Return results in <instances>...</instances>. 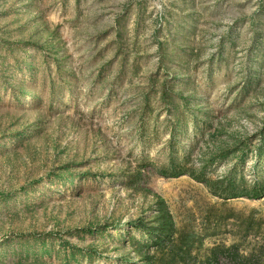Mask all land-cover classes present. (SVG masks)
Masks as SVG:
<instances>
[{
  "label": "rangeland",
  "instance_id": "374dc122",
  "mask_svg": "<svg viewBox=\"0 0 264 264\" xmlns=\"http://www.w3.org/2000/svg\"><path fill=\"white\" fill-rule=\"evenodd\" d=\"M254 16L262 33L259 81L236 96L244 84ZM115 27L122 34V52H117ZM5 38L39 45L51 41L44 46L46 63L42 51L35 53L31 45L25 51L11 47L15 56L37 61L40 71L51 72L53 78L57 76L53 59H59L64 86L63 95L50 105L47 82L42 109H30L26 102L33 99L20 101L14 87L21 77L19 68L13 66V56L2 51L10 67L0 66V264H38L31 258L19 263L11 258V249L1 250L6 238L14 248L13 235L30 233L46 237L44 245L54 235L82 249L95 245L101 256H81V264H120L123 256L141 264L139 258L155 252L153 248L137 254V247L121 248L106 234L76 231L106 225V233L113 236L117 227L152 213V194L165 201L181 234L204 236L184 264H202L213 247H217L213 264H264V197L222 200L186 175L159 176L147 164L156 158L158 144L144 145L136 137L130 112L139 103L147 77L161 75L156 41L166 40V53L176 55L178 63L188 62L199 91L207 87L202 78L214 58L212 84L202 103L215 117L217 138L237 143L247 138L256 144L255 134L264 125V0H0V39ZM173 42L190 50V57L185 58ZM220 47L227 55L218 62ZM72 80L70 94L66 84ZM22 130L24 140L14 150L3 151L6 139ZM192 140L188 137L184 144ZM227 161L215 164L211 176L222 175L233 160ZM252 163L249 155L241 170L246 179L251 178ZM65 164L72 166V173L103 176L84 178L75 189L51 174ZM136 167L141 169L138 183L123 185L120 175ZM168 249L156 251V258H166ZM50 260L65 264L54 253Z\"/></svg>",
  "mask_w": 264,
  "mask_h": 264
},
{
  "label": "trees",
  "instance_id": "16d2710c",
  "mask_svg": "<svg viewBox=\"0 0 264 264\" xmlns=\"http://www.w3.org/2000/svg\"><path fill=\"white\" fill-rule=\"evenodd\" d=\"M259 13V12H258ZM256 18L250 20L251 28H254L251 34V42L248 48V56L244 62V75L242 78L243 85L237 91L242 95L255 86L259 81V69L262 61L258 59V50L262 44V33L260 28L256 25ZM118 25V23H116ZM46 27V25H45ZM46 28L44 29V31ZM115 41L117 52H122V34L118 27H115ZM156 51L159 54L158 69H162L161 75L153 74L147 77V83L144 89L139 93V103L130 112L135 117L136 137L148 145L154 142L157 145L156 158L148 161L147 164L153 167L154 171L163 178H176L183 175L190 177L192 180L203 184L208 192L222 200H229L244 197L252 200H259L264 197V125L255 134L258 142L253 144L251 139L245 138L242 142L233 140H219L217 137L220 132L213 126L212 110L208 108V104L204 105L203 100L208 95V90L212 84L213 60L211 58L208 65V72L202 78L203 82L207 83L202 91L197 88L195 77L191 76L192 69L189 67L187 61L178 63L172 53L168 56L166 53L168 42L166 40H157ZM51 41L44 42V44H33L24 41L13 43L5 39H0V66L6 65L5 51L13 56V66L19 68L21 77L18 78L17 87L19 90V100L30 98L32 101L26 102L30 109L39 111L43 106V85L48 82V102L50 105L54 103V99L63 95V82L61 76L63 68L60 65L59 59H53L56 68L55 78L52 77L51 72H41L37 61L27 62L23 56H15L12 47L17 50H24L25 46H33L40 57L45 59L46 63L49 57L45 54L44 46H49ZM172 45V43H170ZM173 46L180 51L185 58L190 54V50L182 48L181 44L173 42ZM13 45V46H12ZM12 46V47H11ZM234 46L233 41L230 42L229 48ZM217 54L215 61H222L226 59L227 54L222 53V47ZM172 52V50L170 51ZM180 54V53H179ZM178 55V54H177ZM9 57V56H8ZM4 58V59H1ZM121 59V66L124 64ZM259 60V61H258ZM226 61V60H225ZM42 62V63H43ZM120 66V67H121ZM243 72V71H242ZM28 73L27 77H24ZM69 75V74H67ZM70 75H72L70 73ZM62 82V84H61ZM205 83V84H206ZM74 80L66 84L68 93L73 94ZM34 88V89H32ZM32 107V108H31ZM25 131H18L13 136L6 139L1 145L3 151L14 150L25 138ZM191 137L192 142L189 145L184 144L186 139ZM204 139V146H200V139ZM9 144V145H8ZM251 155L253 163L251 166V178L246 179L241 170L246 162L248 156ZM144 158L147 160V152H143ZM160 157V159H159ZM145 160V159H143ZM227 160H233L226 168L224 173L220 176H211L213 167L226 164ZM227 161V162H226ZM157 163L158 165H155ZM72 166L65 164L61 166L54 175V179L59 182H68L69 186L75 189L84 178L96 180L97 177L102 178L103 175L89 172L72 173ZM141 169L134 168L133 172L122 173L120 178H123V185L132 187L138 183ZM149 192L145 189H138ZM50 192H53L51 190ZM1 194V193H0ZM154 203L151 207L152 213L148 216H141L135 220L126 223V227H117L114 229V234H108L107 226L102 225L95 228L79 229L76 232H84L90 236L95 234L108 235L110 242L117 244L121 248L128 245L137 247V254H142L143 249H151L155 252L151 254H143L139 260L141 264H184L185 260L191 256L193 246L197 243V249L202 244L203 235L181 234L176 228L171 213L169 212L165 201L152 194ZM74 231H69L72 234ZM134 232L140 233L141 236L137 238ZM51 234H47L50 236ZM49 243L44 245L42 236L36 234H15L13 239L16 240V246L13 248L12 242L6 238L2 247V252H7L11 249V258L27 261L30 258L33 262L38 264H52L50 260L51 253H54L65 264H81L79 257H86L92 259L93 256H101L97 247L90 244L85 249L71 244L57 235L48 237ZM55 241V243H54ZM41 242L39 246L38 243ZM54 245L57 246L55 249ZM169 247L166 258H156V251L163 247ZM12 247V248H11ZM217 247L209 249V257L206 258L202 264H213L217 253ZM151 252V251H148ZM130 258L123 256L120 259V264H132ZM137 264V263H134Z\"/></svg>",
  "mask_w": 264,
  "mask_h": 264
}]
</instances>
